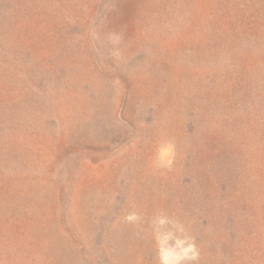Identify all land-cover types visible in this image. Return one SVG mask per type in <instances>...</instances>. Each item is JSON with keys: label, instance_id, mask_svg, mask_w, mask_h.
Listing matches in <instances>:
<instances>
[{"label": "rangeland", "instance_id": "1", "mask_svg": "<svg viewBox=\"0 0 264 264\" xmlns=\"http://www.w3.org/2000/svg\"><path fill=\"white\" fill-rule=\"evenodd\" d=\"M169 234L264 264V0H0V264Z\"/></svg>", "mask_w": 264, "mask_h": 264}, {"label": "clouds", "instance_id": "2", "mask_svg": "<svg viewBox=\"0 0 264 264\" xmlns=\"http://www.w3.org/2000/svg\"><path fill=\"white\" fill-rule=\"evenodd\" d=\"M162 160L166 162L168 167L171 166L174 159V152L171 145L164 150ZM139 217L135 214L129 215L127 220L134 222L138 220ZM168 221L166 219H160L159 223L161 225L166 224ZM183 230V229H181ZM171 238V234L164 236L160 239V260L161 264H184L185 261H196L199 258V252L193 242L188 239L178 240L176 242V247L171 248L167 246L168 240Z\"/></svg>", "mask_w": 264, "mask_h": 264}]
</instances>
